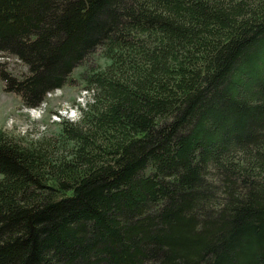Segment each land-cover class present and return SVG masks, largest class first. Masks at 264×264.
<instances>
[{
  "label": "trees",
  "instance_id": "1",
  "mask_svg": "<svg viewBox=\"0 0 264 264\" xmlns=\"http://www.w3.org/2000/svg\"><path fill=\"white\" fill-rule=\"evenodd\" d=\"M97 48L61 152L0 135V264H264V0H0L27 106Z\"/></svg>",
  "mask_w": 264,
  "mask_h": 264
},
{
  "label": "rangeland",
  "instance_id": "2",
  "mask_svg": "<svg viewBox=\"0 0 264 264\" xmlns=\"http://www.w3.org/2000/svg\"><path fill=\"white\" fill-rule=\"evenodd\" d=\"M5 60L9 71L20 73L27 71L21 60L15 57H7ZM106 63L107 59L102 49L97 48L74 70L73 76L76 82L73 86L65 85L49 92L46 100L37 107L27 106L23 104L19 95L5 91L4 83L0 78V135L5 134L17 139L23 145H29L32 141L53 144L56 152H61L60 134L63 119L77 120L81 115L79 106L89 98L82 84V73L93 66L99 67Z\"/></svg>",
  "mask_w": 264,
  "mask_h": 264
}]
</instances>
